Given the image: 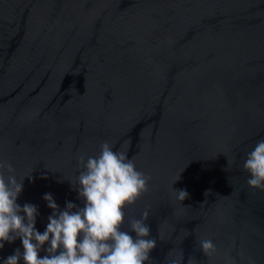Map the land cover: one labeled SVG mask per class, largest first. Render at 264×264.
I'll return each instance as SVG.
<instances>
[{
	"label": "water",
	"instance_id": "obj_1",
	"mask_svg": "<svg viewBox=\"0 0 264 264\" xmlns=\"http://www.w3.org/2000/svg\"><path fill=\"white\" fill-rule=\"evenodd\" d=\"M261 139L264 0H0V161L40 232L45 193L85 206L79 158L107 141L152 177L122 226L135 238L149 212L151 264H264V190L243 169Z\"/></svg>",
	"mask_w": 264,
	"mask_h": 264
},
{
	"label": "clouds",
	"instance_id": "obj_2",
	"mask_svg": "<svg viewBox=\"0 0 264 264\" xmlns=\"http://www.w3.org/2000/svg\"><path fill=\"white\" fill-rule=\"evenodd\" d=\"M79 160L83 170L78 177V193L85 206L78 208L68 201L61 210L53 194L45 193L43 199L54 211L43 232L36 228L38 206L17 203L23 182L14 175L6 179L4 169H15L0 161V249L18 238L23 246L22 252L17 248L3 264H20L21 259L23 264H151L150 254L157 240L150 238L151 229L145 223L149 212L130 221L135 238L122 226L127 219L126 208L150 190L152 177L138 170L127 152L113 150L107 141L101 144L98 156L88 157L86 163L83 156ZM243 169L250 174L248 185L264 190V139L247 153ZM174 190L181 202L190 196L186 189ZM210 193L207 190L205 195ZM200 247L209 258L217 252L211 239L201 240ZM42 250L47 255L41 256ZM183 259L182 253L169 264H182Z\"/></svg>",
	"mask_w": 264,
	"mask_h": 264
}]
</instances>
